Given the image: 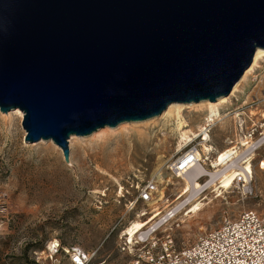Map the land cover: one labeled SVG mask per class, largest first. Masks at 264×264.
Returning a JSON list of instances; mask_svg holds the SVG:
<instances>
[{
    "label": "water",
    "instance_id": "obj_1",
    "mask_svg": "<svg viewBox=\"0 0 264 264\" xmlns=\"http://www.w3.org/2000/svg\"><path fill=\"white\" fill-rule=\"evenodd\" d=\"M264 48V0H0V111L24 142L227 96Z\"/></svg>",
    "mask_w": 264,
    "mask_h": 264
},
{
    "label": "rangeland",
    "instance_id": "obj_2",
    "mask_svg": "<svg viewBox=\"0 0 264 264\" xmlns=\"http://www.w3.org/2000/svg\"><path fill=\"white\" fill-rule=\"evenodd\" d=\"M228 100L220 106L221 117L210 129L214 151L202 162L208 171L213 170L210 160L217 151L240 146L242 132H248L245 127L239 130L240 119L246 128L264 130V59ZM206 114L204 108L185 109L186 129L196 132ZM21 119L13 110L0 111V264H36L34 252L53 238L92 253L90 264H124L128 257L117 248L120 232L138 214L144 213L140 219H146L156 208L161 215L169 211L183 186L180 178L165 169L170 181L156 182L151 201L137 200L138 188L147 180L156 181V169L168 167L180 150L182 138L175 120L155 116L105 126L86 136L70 135L66 163L52 140L24 142ZM136 130L143 132V137L134 138ZM253 154L251 193L235 183L221 193L205 188L199 195L201 210L182 217L184 223L169 221V229L161 227L157 237L170 235L175 248L180 249L218 226L224 217L234 218L243 210L264 216V170L258 168L259 160H264V143ZM159 194L163 199L157 201Z\"/></svg>",
    "mask_w": 264,
    "mask_h": 264
},
{
    "label": "built area",
    "instance_id": "obj_3",
    "mask_svg": "<svg viewBox=\"0 0 264 264\" xmlns=\"http://www.w3.org/2000/svg\"><path fill=\"white\" fill-rule=\"evenodd\" d=\"M208 120L205 119L194 134H189L186 143L178 150L174 161L168 166L172 175L196 173V164L199 166V162L202 164L209 159L214 149L209 138L213 123ZM244 122L239 121L238 128L243 130L245 127V132H248H242L243 139L254 146L244 148L238 159L251 161L254 151L264 143V133L263 130L257 132L255 126L246 128ZM255 133H258V137H255ZM203 144L209 147L208 151L201 150ZM234 167L238 168L236 163ZM258 168L264 170V160H259ZM199 175L198 179L206 177ZM246 175L247 179L237 170L232 183L241 185L244 192L251 193V177L249 173ZM156 184L154 180H147L143 187L138 188L137 200L143 203L151 201L156 193ZM205 186L206 181L201 182L200 192ZM173 214L167 211L132 237L124 230L120 232L117 248L119 253L128 257L124 264H264V216L256 211L243 210L234 218L224 217L218 226L204 231L192 243L180 249L175 248L170 235L157 237L160 226ZM33 255L36 264H90L92 257V253L80 246L63 245L58 238L48 240L44 248Z\"/></svg>",
    "mask_w": 264,
    "mask_h": 264
},
{
    "label": "bare ground",
    "instance_id": "obj_4",
    "mask_svg": "<svg viewBox=\"0 0 264 264\" xmlns=\"http://www.w3.org/2000/svg\"><path fill=\"white\" fill-rule=\"evenodd\" d=\"M263 59H264V48H257L253 54L250 65L245 69L241 77L234 83L230 93L227 96L219 97L214 101L203 100L200 102L171 103L157 117H159V119L167 118V119L175 120V128L177 131L180 132V137L182 138L181 144L184 145L186 143V139H188V137L190 136L187 133L190 132V134H194L195 131L186 129L188 124L184 119L183 111L187 108L189 110H194V111L201 110L202 108H204L207 110L206 119H209L208 121L214 122V120L221 117L220 106H222L224 103L229 101L228 100L229 97L239 90V87L243 82V80L246 78V76L249 75L254 70V68L258 66V63ZM13 111L19 118H22L23 114L19 109H13ZM262 118H264V113H262ZM241 120L242 119H240V121ZM135 132L136 133L134 134V138L143 137V132H141L140 130H136ZM126 134L128 135L129 133ZM72 138L73 137H70L69 140H71ZM239 142H240V146L237 145L227 146L222 150L217 151L214 158L210 160V167L213 170L210 169V171H208L207 169H205V166H203L205 162L203 164H200L199 162L200 167L196 164L197 167L196 173L195 172L187 173V174L180 173L178 176H174L175 178H180L182 180L183 186L181 187L179 194L176 196L175 200L172 201V202L176 201V204L170 208V211L174 213L173 216L169 218L167 222L163 223L160 226L163 227L162 229L163 231L169 229L167 227L169 225V221L171 220L175 221L176 219V221H178L179 223H184L185 220L182 217H187V216L190 217L191 215L196 214L198 211L201 210L203 203H201V199L199 196L201 191L200 190L201 182L198 179V176H200L199 174L206 175L207 177L205 179L206 180L205 188L207 189L212 188L220 193L222 189H228L232 186V182H233L232 180L236 175L237 170L242 172V175L245 177V179H247L246 173H249L251 178L253 177V169L251 166V161L249 159L247 161L239 160L238 157L243 152L244 148H249L254 145L253 144L249 145V143L245 142L244 139H241ZM182 145L180 149L182 148ZM201 150L203 152L208 151L209 147L206 144H203ZM200 156L202 157V155ZM235 163L238 167L236 169L234 167ZM165 169H168V167L166 166L156 169L154 176L156 178V182L160 184L162 183L165 184L166 182L170 181V178H165V177L170 175L171 172L165 173L164 171ZM156 190H157V185H156ZM183 196L186 197V200L184 202L179 201ZM161 199H163V195L159 194L157 201ZM169 204H167V206ZM161 213L162 211L156 208L153 210L152 215L146 219H140V217L144 215V213L138 214L137 219L133 220L132 223L124 229V233L132 237L134 234H136L141 229H143L145 225H148L151 222V220L155 219L156 217H161L160 216Z\"/></svg>",
    "mask_w": 264,
    "mask_h": 264
}]
</instances>
